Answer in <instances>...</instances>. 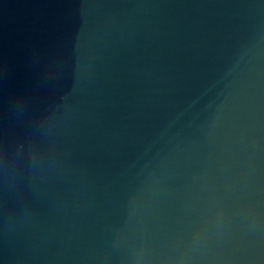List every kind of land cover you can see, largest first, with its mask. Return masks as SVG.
I'll list each match as a JSON object with an SVG mask.
<instances>
[{"label":"water","instance_id":"water-1","mask_svg":"<svg viewBox=\"0 0 264 264\" xmlns=\"http://www.w3.org/2000/svg\"><path fill=\"white\" fill-rule=\"evenodd\" d=\"M0 264H264V0H0Z\"/></svg>","mask_w":264,"mask_h":264}]
</instances>
